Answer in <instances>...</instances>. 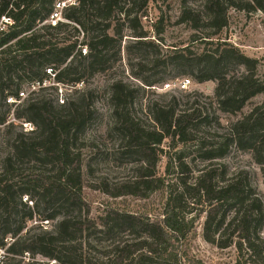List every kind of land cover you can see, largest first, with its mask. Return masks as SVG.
I'll use <instances>...</instances> for the list:
<instances>
[{
  "label": "trees",
  "instance_id": "1",
  "mask_svg": "<svg viewBox=\"0 0 264 264\" xmlns=\"http://www.w3.org/2000/svg\"><path fill=\"white\" fill-rule=\"evenodd\" d=\"M62 1L0 0V124L6 122L2 111L7 98L18 97L24 83H41L50 77L48 72L62 85L84 83L85 76L110 68L120 52L124 29L132 31L133 46L139 51L154 49L150 69L170 65L197 83L215 81L214 100L222 113L235 116L247 101L264 93L256 60L227 42L212 41L226 26L230 8L264 14V0H199L198 4L182 0L178 21L196 31L193 41L215 47L200 52L188 46L174 48L164 57L159 46L147 39L140 22L149 0L65 4L61 17L75 24L72 28L77 33L72 41L49 31L60 33L72 24L61 20L45 24ZM155 33L159 35L161 28L156 27ZM110 47L115 48L111 55ZM147 71L148 66L138 62L134 75L142 85L163 79L144 76L142 72ZM109 87L114 130L121 137L123 153L136 154L140 163L134 180L106 186V194L145 197L148 191L167 188L169 184L154 173L160 157L167 155L161 148L166 138L171 139L172 148L178 143H195L194 157L210 163L198 170L192 182L178 176L180 189L168 190L162 217L156 220L116 209L96 221L82 217L80 210L86 204L76 143L93 119L91 92L77 89V95L62 104L55 97L54 104L40 95L46 87L31 91L29 95L37 97L24 98L15 118L31 123L33 129L16 131L11 121L3 126L0 137V264H41L35 260L37 255L49 259L48 264H94L82 250L90 242L80 238L91 227L103 233L128 232L126 238L112 241L110 249L117 253L114 264H182L178 247L187 240L201 212L205 213L202 237L206 242L218 248L235 247L236 264L242 259L245 264H264V201L247 171L230 172L226 163L211 162L225 158L232 149L250 152L264 178V98L223 128L213 115L215 130L208 136L211 140H206L202 134L197 136V125L209 115L198 108L181 110L175 98L153 103L147 106L150 121L145 124L131 108L142 86L117 79ZM185 157L183 152L168 156L167 174L175 169L188 171ZM30 163L38 168H30ZM195 205L202 208L196 216L190 215ZM34 218L40 223L26 229ZM42 221L54 224L47 229Z\"/></svg>",
  "mask_w": 264,
  "mask_h": 264
},
{
  "label": "rangeland",
  "instance_id": "2",
  "mask_svg": "<svg viewBox=\"0 0 264 264\" xmlns=\"http://www.w3.org/2000/svg\"><path fill=\"white\" fill-rule=\"evenodd\" d=\"M75 0H63L60 6L56 9L61 16L62 7L65 4L73 3ZM192 4H198L199 0H191ZM182 0H149L145 11L140 16V22L143 29L147 32V39H150L159 46L160 56L164 57L171 54L174 48H183L188 46L195 52H200L206 48H214L215 45L204 44L202 42L193 41V34L196 31L191 29L189 25L180 23L178 17L182 9ZM4 22L7 20L3 19ZM58 21V20H57ZM61 21L70 23L60 33L50 29L54 33V37H65L68 41L76 38L77 33L72 28L75 24L61 17ZM45 24H52L50 21H45ZM0 27H3L0 24ZM161 28V33L157 35L155 28ZM204 31H199L202 34ZM112 33V32H111ZM198 34V33H197ZM129 29L123 30V39L121 41L120 52L117 54V59L112 62V66L104 72L96 73L84 77V84L79 92H91V105L94 109L93 119L89 122L85 131L79 136L77 141V151L81 156V173L83 178L82 197L85 204L80 210L82 217L90 220H98L108 210L116 209L122 212H130L135 215L148 217L150 220H156L162 217L168 190H179L180 183L178 176L186 178L189 182L193 181L198 170L209 164L210 161H200L193 152L195 143L182 144L178 143L171 147V139L166 138L161 148L167 151L166 156H161L159 162L155 166V177H161L165 180V184H169L167 188L151 190L147 192L145 197L135 195H122L112 197L103 191V188L108 186L112 188L116 183L128 180H134L137 172L136 166L140 163L136 154L123 153L121 137L114 130V118L112 116V105L110 101V84L113 80L121 79L129 84L142 86L136 94L131 104L132 111L135 112L142 122L148 124L150 121L147 116V106L153 103H167L175 98L178 107L181 110L198 108L202 114H208L206 121L197 125L198 135L206 137V140H211L209 134L213 132L215 124L211 118L215 115L221 122V127L227 125L230 121L248 112L252 107L260 104L264 98V93L258 94L251 98L245 104L243 110L234 115L222 113L214 100L215 81H205L197 83L190 75L179 74L178 70L172 66H159L155 69H150L152 65L153 48L138 50L134 47L135 37ZM212 41H224L238 48L245 55L256 60V75L264 84V14L260 10L244 11L241 9L230 8L227 12V23L217 35H214ZM129 47V48H128ZM115 48L110 47L109 55L113 54ZM83 53V51H82ZM152 53V54H151ZM145 63L149 71L142 72L144 76L153 75L151 79L163 77L161 81L152 83L151 86H144L135 77L138 72V62ZM188 78L191 82L189 87L184 91L177 90H160L163 83L180 79ZM52 80L47 83L41 96L53 100L55 103V85L52 86ZM57 88V86L55 87ZM26 97H37V94L29 95L31 89L28 84L24 83L21 88ZM38 91V89L33 90ZM75 90L70 93L69 89L63 88L64 97H74ZM58 103V102H57ZM2 112L6 116V122L0 124V137L3 131V126L8 122H13L16 125V131L31 130L32 127H26L23 119H16L15 112L20 106V102L7 103ZM1 111V108H0ZM221 130V129H219ZM200 132V133H199ZM219 132V131H218ZM204 133V134H203ZM208 137V138H207ZM175 152H183L186 157L185 161L189 165L188 171L181 172L175 169L174 173L167 174L166 164L168 156H174ZM212 163L224 162L228 166L230 172H235L243 169L248 172L249 178L257 193L264 201V178L262 170L252 158L250 152L238 151L232 149L225 158L221 160H213ZM30 168H38V165L30 163ZM176 181L178 182L176 184ZM25 199V198H24ZM30 203V202H29ZM201 205L193 206V213H199ZM206 205H203V210ZM188 216V215H187ZM205 213L201 212L195 218L192 228L188 232L187 240L178 247L181 253L182 264H236L237 253L235 247L218 248L202 237V224ZM38 223L36 218L27 223L26 229L35 227ZM98 223V222H97ZM54 222L42 221L44 228L50 229ZM101 226H97L100 228ZM264 230V228H263ZM128 232H99L94 227L84 230L81 233V240L90 242V247L83 244L82 250L86 257L94 264H114L117 260V253L110 249L112 241L122 240L126 238ZM94 246V247H93ZM35 260L48 264L50 261L40 255L35 257ZM240 264H245L244 260H240Z\"/></svg>",
  "mask_w": 264,
  "mask_h": 264
},
{
  "label": "built area",
  "instance_id": "3",
  "mask_svg": "<svg viewBox=\"0 0 264 264\" xmlns=\"http://www.w3.org/2000/svg\"><path fill=\"white\" fill-rule=\"evenodd\" d=\"M57 8L60 6V4H56ZM57 20H61V16L59 14V12L57 11V9L49 16L48 21L52 22V24H54ZM84 53V51H83ZM48 74H50V77L47 79H44L41 83L39 82H35L32 83L30 85H28V87L31 89V91L39 89L40 87H44L47 85V83H50V80H52V85L55 87L57 86V88H55V94H56V100L59 104L64 103V101L66 100L67 97H64L63 95V88L65 89H69L70 93H72V90H77V89H81V87L83 86V82H78L75 84H70V85H62L59 83H56L54 81V73H50L48 72ZM191 84L190 80L188 78H180V79H175L166 83H163L161 88H159L160 90H177V91H184L186 90L189 85ZM24 98H26V95L24 93V91H20L18 93V97H8L7 98V103H17V102H21ZM25 126L27 127H32L33 126L31 123H26ZM31 129V130H32ZM28 131V130H26Z\"/></svg>",
  "mask_w": 264,
  "mask_h": 264
}]
</instances>
